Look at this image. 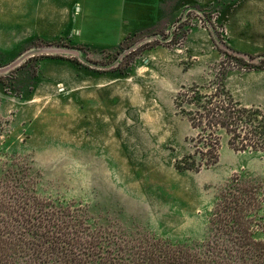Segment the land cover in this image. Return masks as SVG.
Wrapping results in <instances>:
<instances>
[{
	"label": "rangeland",
	"instance_id": "1",
	"mask_svg": "<svg viewBox=\"0 0 264 264\" xmlns=\"http://www.w3.org/2000/svg\"><path fill=\"white\" fill-rule=\"evenodd\" d=\"M230 1L72 0L66 7L54 0H0V189L6 199L13 202L22 188L30 204L44 201V210L68 213L70 226L103 249L147 236L172 250L213 239L221 192L229 196L236 184L260 193L264 151H237L224 136L216 164L177 169V160L193 150L196 131L175 96L193 83L209 92L223 57L216 43L229 52L220 13ZM187 16L189 34L209 33L206 60L192 49L200 37L191 43L189 34L180 45H158L128 60L155 38L146 36L147 28L165 29L170 39L175 30L181 34L184 28L176 26ZM263 217L264 206L257 219ZM261 227L257 239H264ZM224 241L232 243L227 235ZM26 259L20 264H31Z\"/></svg>",
	"mask_w": 264,
	"mask_h": 264
},
{
	"label": "trees",
	"instance_id": "2",
	"mask_svg": "<svg viewBox=\"0 0 264 264\" xmlns=\"http://www.w3.org/2000/svg\"><path fill=\"white\" fill-rule=\"evenodd\" d=\"M194 8L202 10L198 4ZM188 21V16L180 19L176 29H184L180 35L173 31L170 39L165 29L147 28L146 36L155 38L132 51L128 60L158 45L182 44L190 32L185 28ZM139 34L128 35L120 47ZM216 44L223 57L215 79L207 86L209 92L203 91V85L193 83L183 85L175 96L178 112L196 131L190 138L193 150L175 164L181 171H201L216 164L224 136L237 151H264V110L242 104L225 84L234 68L264 69V54L243 53L225 45L228 52ZM261 187L258 193L256 186L233 184L229 196L221 192L211 218L213 239L201 248L178 250L164 247L150 236L116 250L103 249L95 240L86 238L83 230L70 226L68 213L63 210L46 211L44 201L30 204L33 200L28 194L24 196L22 188L13 202L8 201L6 191L0 189V264H20L23 256H28L26 262L31 264H264V239L255 237L257 227L262 226L260 230L264 231V221L257 219L264 206V184ZM226 235L231 244L223 242Z\"/></svg>",
	"mask_w": 264,
	"mask_h": 264
},
{
	"label": "crops",
	"instance_id": "3",
	"mask_svg": "<svg viewBox=\"0 0 264 264\" xmlns=\"http://www.w3.org/2000/svg\"><path fill=\"white\" fill-rule=\"evenodd\" d=\"M55 1L66 7L72 6V0H54V3ZM220 16L225 23L230 46L254 55L264 53V0H231L224 5ZM197 37L201 41L195 46L192 44V49L196 48V52H200V61L206 60L204 54L209 49L206 40L207 37L210 38L209 33L206 34L204 30L192 31L188 42L194 43ZM194 80L202 82L199 79ZM225 84L242 104L258 106L264 110V69L229 71Z\"/></svg>",
	"mask_w": 264,
	"mask_h": 264
}]
</instances>
